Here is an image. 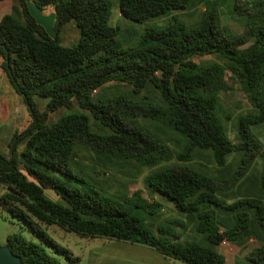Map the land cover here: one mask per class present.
I'll return each instance as SVG.
<instances>
[{
    "label": "trees",
    "instance_id": "obj_1",
    "mask_svg": "<svg viewBox=\"0 0 264 264\" xmlns=\"http://www.w3.org/2000/svg\"><path fill=\"white\" fill-rule=\"evenodd\" d=\"M223 1L200 0L192 9V0H118L121 16L134 22L173 10L192 9L200 16L188 26L173 15L163 26L147 27L138 44L129 48H122L116 39L119 26L109 25L110 0H14L12 11L17 17L0 14V68L31 117L24 130L11 135L8 154L0 152V206L23 221L35 238L28 239L21 231L7 236L5 245L20 256L22 264H80L79 256L48 234L50 226L82 237L149 247L168 260L185 264H229L217 247L226 240L243 249L252 239L258 245L244 259L264 264V205L253 177L245 176L253 159L264 165V151L251 132V127L264 122V96L257 90L264 80V0L251 6L233 0V8L227 12L244 19L239 34L220 22L223 12L219 15L217 6ZM29 2L40 10H53V36L30 12ZM70 21H74L79 37L75 45L66 46L58 36ZM206 55L224 63L249 91L251 111L238 115L233 140L217 115V98L201 94L224 86L218 80L220 65L201 66L194 60ZM110 83L130 84L134 93L154 89L165 103L172 128L188 139L176 155L178 163L147 174L145 185L149 194L162 195L186 214L208 245L180 241L163 226L156 227L159 235L148 230L144 214L161 210L154 200L135 203L144 212L141 214L120 201L60 179L83 181L70 165L77 146L135 157L146 167L166 161L167 147L131 118H156L164 109L122 95L94 100L93 91ZM36 96L47 100L44 109L35 102ZM75 104L81 111H71ZM61 108L70 112L49 121ZM196 149L209 150L214 164L222 169L229 156L241 151L235 180L219 183L186 165ZM262 183L264 186V166ZM46 189L58 200L47 196ZM135 194L140 195L138 191ZM171 223L186 227V222L178 219Z\"/></svg>",
    "mask_w": 264,
    "mask_h": 264
},
{
    "label": "rangeland",
    "instance_id": "obj_2",
    "mask_svg": "<svg viewBox=\"0 0 264 264\" xmlns=\"http://www.w3.org/2000/svg\"><path fill=\"white\" fill-rule=\"evenodd\" d=\"M110 1L111 16L109 25L119 26L116 39L121 44L122 48L135 47L147 27L163 26L173 15H176L188 26L196 23L200 19L199 14H195L192 10L200 0H192V5L190 4L189 6L192 9L190 10H173L168 15L148 18L144 22H134L124 18L119 13L118 0ZM241 1L243 2V0ZM244 1L248 2V5L251 6L253 2L259 0ZM217 7L219 15L223 12L220 16L221 24L229 28L234 34L241 33L244 27L242 23L243 21H238L227 13V11L233 8V0H225ZM200 9H202V6ZM37 10L43 18H47L49 14L54 15V12L50 7H46L43 10L37 8ZM11 13L16 16V13L13 11H11ZM237 17V19L242 18L239 16ZM66 26L68 34L70 33L72 39L75 37V32L79 36V31L74 21H70ZM49 31L54 34L53 26H49ZM58 37L61 44L66 46L75 45L78 41H64L63 32L59 33ZM194 60L201 66H208L211 64L220 65L218 80L222 82L224 86H217V90L213 91H201V94L203 96H214L217 98V115L225 126L227 136L233 140V138L237 136L238 115L251 111V105L248 101L249 91L246 87L239 85L234 75L225 68V64L218 60L214 55L196 56ZM257 90L259 91L258 93L260 96H264V80L259 83ZM257 90H253V92ZM119 95L125 96L136 102L147 101L150 104L160 106L161 109H164L160 116L156 118L144 116H132L131 118L135 119L139 125L143 126L153 139L167 147L168 151L165 156L166 161L153 167H146L141 164V160H138L135 157L126 158L120 154L114 155L112 153H101L91 146H77L75 149V157L71 159L70 165L73 172L82 178L83 181L72 178L66 179L64 177H60V179L69 180L77 187L88 191L91 194L97 193L99 196L106 197L110 200L120 201L127 209L140 211L139 208L135 207V203L143 205L142 195L136 196L131 190L140 189L143 194L146 195V189L143 184L145 176L155 170L165 167V165L177 164L178 160L176 159V155L183 150L188 139L172 128L165 111V103L160 99L159 94L152 88L147 91L134 93L133 87L130 84L110 83L105 88L96 89L92 93L94 100H107ZM35 102L41 109H44L47 100L43 97L36 96ZM20 105L21 97L14 92L3 70L0 68V152L5 155L9 152L8 140L12 133L14 131L20 132L24 130L31 122V117L26 107ZM79 110L81 111L78 105L75 104L71 111ZM69 112L70 110L61 108L50 115L49 121H54L61 115ZM251 132L254 137L259 140V149L264 151V124L262 126L252 127ZM233 156H229L228 163L222 169L214 164L209 150L204 151L196 149L193 152L192 159L185 164L213 176L219 183H223L224 181L232 183V181L235 180V171L241 166L240 157L242 156V152H235ZM263 166L261 160L253 159L252 163L246 166L245 176L249 175L253 177L255 182L254 189L256 190L261 203L264 205V186L262 183ZM2 191L3 189L0 187V193H2ZM45 193L51 199L58 200L57 195L52 190L46 189ZM141 214H144V212H141ZM144 217L147 220L144 224L145 227L155 235L159 234H157L154 225L161 224L169 233L177 234L179 238L178 240L180 241H194L202 245H208L204 235L195 231L194 225L187 220L186 214L182 212H171V210L166 209L165 213H163L162 210L157 209L155 214H144ZM151 217L154 219V222L153 219L150 220ZM174 219L186 222V227L182 228L172 224L171 221ZM18 231H21L28 239H35L26 230V225L23 221L12 217L10 213L0 206V245L5 244L6 238L9 234ZM47 232L59 245L70 250L73 255L79 256L81 259L80 264H87L88 257L94 253L101 255L108 254L111 250V248H109L111 242H116V240L108 242L103 239V237H82L75 232L65 231L57 226L48 227ZM257 245L258 243L256 241L249 240L246 243V247L239 251L237 245L224 240L217 249L228 258L229 264H234V260H239L240 262H242V260L244 261V257H247L251 248H254ZM129 246H131L130 248L132 252L127 255L125 254L126 261L123 259V263H138V255L135 254L137 253V251H135V245L130 244ZM244 263L252 264L250 261L246 260ZM175 264L184 263L179 262Z\"/></svg>",
    "mask_w": 264,
    "mask_h": 264
},
{
    "label": "crops",
    "instance_id": "obj_3",
    "mask_svg": "<svg viewBox=\"0 0 264 264\" xmlns=\"http://www.w3.org/2000/svg\"><path fill=\"white\" fill-rule=\"evenodd\" d=\"M14 4H15L14 0H4V1L0 2V14L11 13ZM27 5H28L30 12L36 18V20L39 21L40 23H42V25H44L46 31L51 36H53L54 34H52L49 31V26H53L54 15L49 14V16L47 18H43L33 3L29 2ZM227 13L232 18H234L238 21H243L242 23L244 24L243 18L237 19L238 18L237 16L241 17L240 15L232 14L230 12H227ZM66 25L60 31V33L63 32V34H64L63 40L64 41H66V40H76L77 41L78 37H79L78 34H76V32H75V37L72 39V37L70 36V33L68 34V30L66 28L67 27ZM20 106H25L22 102V99H21V105ZM263 124H264V122H262L261 124H259L257 126H262ZM257 126H254V127H257ZM256 140L259 144V140L257 138H256ZM143 184H144L145 189H146V195H144L142 190H140V189H134L131 191L133 194L136 191H138L140 193V195H142V198L144 200V204H149V202L154 200L161 205V210L163 213H165L166 209L171 210V212H177L178 211L174 207L172 202L169 201L168 199H166L165 197H163L162 195H160L158 193L149 194L147 192L148 190H147L146 185H145V178L143 180ZM151 219H153V218L151 217L150 220ZM153 222H154V219H153ZM157 226H162V225L161 224H155L154 225L155 230H156ZM103 239H105L108 242L111 241V240H107L106 238H103ZM250 240H252V239H250ZM112 241H114V240H112ZM232 244L236 245L235 243H232ZM129 245H130L129 243L122 242V241L111 242V246L109 247V248H111V250L109 251L108 254H105V255L102 254L101 255V254L94 253L93 255L88 257L87 264H128L130 262L123 263L122 260L124 259V261H126V259H125L126 255L130 254L132 252L131 248H130L131 246H129ZM133 245H135V244H133ZM237 247H238V250L241 251L242 248H240L238 245H237ZM135 249H136L135 251H137V253H135V254L138 255V257H137L138 263H133V264H175V263L181 262V261L175 262V261L168 260L165 257H163L159 252H157L153 249H150L149 247H145V246H141V245H135ZM148 257H149V259H148ZM234 261H238L240 264H246V263H244L245 259H244V261L242 260V262H240L239 260H234ZM182 263H184V262H182Z\"/></svg>",
    "mask_w": 264,
    "mask_h": 264
},
{
    "label": "water",
    "instance_id": "obj_4",
    "mask_svg": "<svg viewBox=\"0 0 264 264\" xmlns=\"http://www.w3.org/2000/svg\"><path fill=\"white\" fill-rule=\"evenodd\" d=\"M0 264H22L20 256L14 254L7 245H0Z\"/></svg>",
    "mask_w": 264,
    "mask_h": 264
},
{
    "label": "built area",
    "instance_id": "obj_5",
    "mask_svg": "<svg viewBox=\"0 0 264 264\" xmlns=\"http://www.w3.org/2000/svg\"><path fill=\"white\" fill-rule=\"evenodd\" d=\"M95 91V90H94Z\"/></svg>",
    "mask_w": 264,
    "mask_h": 264
}]
</instances>
